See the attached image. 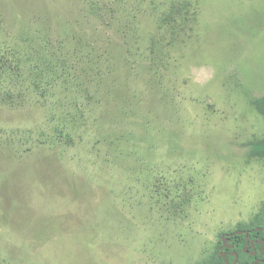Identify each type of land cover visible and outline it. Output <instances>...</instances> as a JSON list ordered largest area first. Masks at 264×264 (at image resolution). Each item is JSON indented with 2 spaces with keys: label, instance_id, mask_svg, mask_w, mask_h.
<instances>
[{
  "label": "rangeland",
  "instance_id": "1",
  "mask_svg": "<svg viewBox=\"0 0 264 264\" xmlns=\"http://www.w3.org/2000/svg\"><path fill=\"white\" fill-rule=\"evenodd\" d=\"M0 264H197L264 203V0H0Z\"/></svg>",
  "mask_w": 264,
  "mask_h": 264
},
{
  "label": "trees",
  "instance_id": "2",
  "mask_svg": "<svg viewBox=\"0 0 264 264\" xmlns=\"http://www.w3.org/2000/svg\"><path fill=\"white\" fill-rule=\"evenodd\" d=\"M8 52V58L0 55V72L6 71L11 78L20 76V65L17 59H11L12 55ZM255 111L264 120V96L252 102ZM249 157L264 162V141L254 142L249 150ZM238 233H229L230 242L219 241L214 251L205 259L197 264H253L260 259L264 264V257L259 252L262 248L264 253V203L259 211L244 225L237 227ZM252 243L249 244L248 241ZM256 252V256L252 255Z\"/></svg>",
  "mask_w": 264,
  "mask_h": 264
},
{
  "label": "flooded vegetation",
  "instance_id": "3",
  "mask_svg": "<svg viewBox=\"0 0 264 264\" xmlns=\"http://www.w3.org/2000/svg\"><path fill=\"white\" fill-rule=\"evenodd\" d=\"M234 233L242 234V232H240V231H239V232L235 231ZM226 241H227L226 243L230 242L229 237H227ZM247 241H248L249 244L252 243V242L249 241V240H247ZM252 244H253V243H252ZM259 252L261 253L262 257H264V253L262 252V248L260 249ZM252 255H253V256H256V252H252ZM235 262H236V260H235ZM255 262H257L256 264H261L262 261H261L260 259H257V260H255V261L253 262V264H254ZM233 263H234V262H233ZM233 263H232V264H233ZM234 264H235V263H234Z\"/></svg>",
  "mask_w": 264,
  "mask_h": 264
},
{
  "label": "water",
  "instance_id": "4",
  "mask_svg": "<svg viewBox=\"0 0 264 264\" xmlns=\"http://www.w3.org/2000/svg\"><path fill=\"white\" fill-rule=\"evenodd\" d=\"M234 263H235V261H234ZM234 263H233V264H234ZM256 263H257V262H255L254 264H256Z\"/></svg>",
  "mask_w": 264,
  "mask_h": 264
}]
</instances>
